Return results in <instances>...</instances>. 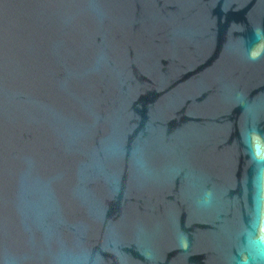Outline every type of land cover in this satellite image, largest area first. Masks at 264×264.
Here are the masks:
<instances>
[{
	"label": "water",
	"instance_id": "1",
	"mask_svg": "<svg viewBox=\"0 0 264 264\" xmlns=\"http://www.w3.org/2000/svg\"><path fill=\"white\" fill-rule=\"evenodd\" d=\"M0 264H264V0H0Z\"/></svg>",
	"mask_w": 264,
	"mask_h": 264
}]
</instances>
